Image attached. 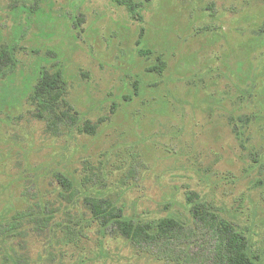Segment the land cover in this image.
Here are the masks:
<instances>
[{
  "label": "rangeland",
  "instance_id": "374dc122",
  "mask_svg": "<svg viewBox=\"0 0 264 264\" xmlns=\"http://www.w3.org/2000/svg\"><path fill=\"white\" fill-rule=\"evenodd\" d=\"M134 8L0 0L13 59L0 71V264H178L104 226L86 198L125 221L192 228L193 193L264 264V0ZM44 71L62 72L68 106L37 94Z\"/></svg>",
  "mask_w": 264,
  "mask_h": 264
},
{
  "label": "trees",
  "instance_id": "16d2710c",
  "mask_svg": "<svg viewBox=\"0 0 264 264\" xmlns=\"http://www.w3.org/2000/svg\"><path fill=\"white\" fill-rule=\"evenodd\" d=\"M118 5L126 6L132 13L135 11V0H113ZM11 53L3 48L0 51V71L12 62ZM166 62L160 60L153 70L162 74ZM66 82L61 71H44L40 79L37 94L44 96L48 105L68 104L65 101ZM77 117L69 112L62 114L61 121L77 123ZM55 121H51V124ZM97 124L85 122L82 131L94 135ZM59 182L67 193L73 197V183L66 177L58 175ZM63 194V197L68 198ZM198 195L188 197L191 214L194 218L192 228L182 227L173 222L158 224L150 222L125 221L111 202L103 199L86 198V204L93 215L104 226L116 227L121 236L131 240L137 247L146 251L154 250L156 257L178 264H254L248 253L247 237L235 225L196 203ZM50 218L37 220L41 225ZM75 231L69 229L67 236L71 239ZM72 240V239H71ZM214 241V245L212 242ZM191 247V251L188 248Z\"/></svg>",
  "mask_w": 264,
  "mask_h": 264
}]
</instances>
